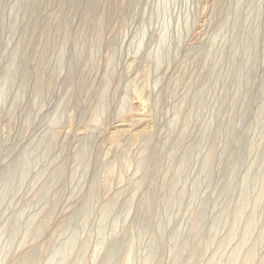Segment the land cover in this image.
I'll return each mask as SVG.
<instances>
[{"label": "rangeland", "instance_id": "374dc122", "mask_svg": "<svg viewBox=\"0 0 264 264\" xmlns=\"http://www.w3.org/2000/svg\"><path fill=\"white\" fill-rule=\"evenodd\" d=\"M263 79L264 0H0V264H260L264 113L254 118ZM225 97L238 105L222 118ZM244 138L249 149L230 177ZM140 149L155 166L140 167ZM247 172V202L229 234ZM229 182L233 198L220 195ZM124 185L103 219L100 206ZM145 197L148 231L138 225ZM115 241L122 248L107 262Z\"/></svg>", "mask_w": 264, "mask_h": 264}, {"label": "bare ground", "instance_id": "6f19581e", "mask_svg": "<svg viewBox=\"0 0 264 264\" xmlns=\"http://www.w3.org/2000/svg\"><path fill=\"white\" fill-rule=\"evenodd\" d=\"M221 2L223 1V0H220ZM242 25H240V24H238L237 26H236V33L238 34L241 30H242ZM234 77L236 78V80L239 78V73L236 71L235 72V75H234ZM251 77L253 78V75L251 74ZM144 78V77H143ZM136 85V84H135ZM136 88H134V98H135V100H136V102H137V104H138V110H139V112L140 113H143V111L146 109V103L142 100L143 99V93H142V91L141 90H139V89H136ZM204 89V88H203ZM259 91L261 92V95H263V93H264V79L262 80V82L260 83V87H259ZM204 93V92H203ZM102 97H104V94H103V96ZM248 97H249V95H248ZM254 98V97H253ZM253 98H250L249 99V101L248 102H245V104L243 105V103L241 104V106H239V111H240V108H242V111L240 112L241 114V116H244V115H246L247 113H248V111L250 110V107H251V104H252V102H253ZM199 99H201V98H199ZM236 99H235V97H232L231 98V100H230V102L228 103V98L227 97H225L222 101H221V103H220V107H219V109H218V115L220 116H222V118L225 116V112L227 111V109H228V105L230 104V103H232V107L231 108H233L234 106H235V108H236V105H238L237 104V102L235 101ZM105 103L106 102H104L103 100H102V98L100 97V105L103 107V106H105ZM230 108V109H231ZM199 110V109H198ZM233 110H234V108H233ZM177 113V112H176ZM262 113H264V99H262L261 101H260V103H259V106H258V108H257V111H256V117L254 118V121L255 122H257L258 124H259V122H260V117L263 115ZM236 114V113H235ZM239 114V113H238ZM233 115H234V111H233ZM246 117V116H245ZM263 119V118H262ZM261 122H262V120H261ZM226 124H228V123H225V121H223V119L221 120V121H219V123H218V130H217V133L215 134V137H217V136H219L220 135V131H222V127H226ZM256 125V124H255ZM261 128V127H260ZM219 132V133H218ZM221 134H222V132H221ZM52 138V137H51ZM220 138V137H219ZM221 139V138H220ZM149 141H150V139L147 141V143H149ZM179 139L177 140V142L173 145V147H172V149H171V155L172 154H174L175 153V150H176V147L179 145ZM53 142V141H52ZM240 144H239V146L235 149V151H233V153H234V157H235V163H234V166H233V168H232V170L230 171V173H229V175H230V177H232V176H234V175H236L235 173H236V171H237V169H239L241 166H242V164H243V155H244V152H246L248 149L247 148H245V144H246V139L244 138V139H241L240 140ZM144 143H145V141H144ZM143 143V144H144ZM86 145V144H85ZM142 148V147H141ZM142 149H140V151H141ZM86 146H80L79 147V150H78V154L76 155L77 157H79L78 159H80L82 162H83V160H84V158H85V155H86ZM259 151H260V156H261V158H262V160H264V145L259 149ZM146 152V151H145ZM143 150H142V155H141V157H140V167L141 168H143L144 166H148V167H153V166H155L156 165V157L153 159V158H149L147 155H146V153H145ZM214 152H215V149H214V147H210L209 148V153L207 154V156H206V159L204 160V162H203V165H202V169H203V171H205V170H209V173L207 172V178H208V180L209 181H211V174H210V172H211V170H210V164H211V162L213 161V157H214ZM87 159V158H86ZM81 162V163H82ZM183 162H186V160H184ZM188 162V161H187ZM85 164H86V162H85ZM127 169H129V168H127ZM261 175V174H260ZM259 177V176H258ZM206 178V179H207ZM260 179H262V182H261V187H260V189H261V193L263 192L262 190L264 189V174L262 175V176H260ZM106 180H108V179H106ZM121 181V180H120ZM209 181H208V183H209ZM252 181V178L250 177V173L249 172H247L246 173V175H244V178H243V181L240 183V196H239V200H238V203H237V206H236V208H235V210H234V212H233V214H234V216H233V218H234V220H233V224L232 225H230L231 227H230V232H229V234H233V232H235L236 231V229H237V227H238V223L240 222V220H241V217H242V214H243V206L246 204V202H247V194H246V187L248 186V184L250 183ZM107 182V181H106ZM122 182V181H121ZM120 182V183H121ZM256 182V181H255ZM118 183H119V181H118ZM259 186H260V183H258V182H256ZM126 185V184H125ZM124 185V187H118L117 188V190H116V193L114 192V195H112V196H110L109 198H107V200H106V202L102 205V206H100L101 207V215H102V217H103V219H105L106 217H108L109 215H110V212L112 211V209L114 208V207H116V205H118L119 204V202H120V200H121V197H123V194L125 193V189H126V186ZM93 186H94V182H93ZM92 186V187H93ZM238 185H233L231 182H229L228 183V185L225 187V188H220V195H224L226 198H229V197H232V195H233V192H234V189H235V187H237ZM91 196V195H90ZM91 197H86L85 199H84V202H83V204L80 206V210L78 211L79 212V214L81 215V216H83V217H85V215H88V212L90 211V208H91V199H90ZM233 198V197H232ZM123 199V198H122ZM124 202L123 203H120L121 205H120V208H122L123 210H122V212H124V211H128L129 210V206H130V201H129V199H128V197L127 198H125V196H124ZM228 200H231V199H228ZM232 201V200H231ZM208 202H209V200H208ZM207 202V203H208ZM231 203V202H230ZM149 206V202H148V199L145 197L143 200H142V203H141V215H140V218H139V221H138V225H139V227L140 228H142V229H144V230H146V231H148V217H149V214H150V211L147 209V207ZM225 206V205H224ZM223 206V207H224ZM119 210V209H118ZM117 210V211H118ZM221 211H222V213L221 214H224V213H228V216H229V214L231 213V211H230V209L228 208V207H224L223 208V210L221 209ZM219 214H220V212H219ZM227 215V214H226ZM217 216H219V215H217ZM215 217V218H213V220H212V222H214V226H215V224H218L217 225V227L219 226V225H221L220 223L222 222V217ZM101 217V218H102ZM194 223H195V219L194 218H192V229L191 230H194ZM255 225V219H254V216L253 215H249V217L247 218V221H246V223L244 224V233H243V240H245L250 234H251V232H252V230H253V226ZM213 226V225H212ZM263 227V226H262ZM213 229V228H212ZM262 233H263V228H262ZM72 237V236H71ZM70 238V237H69ZM104 239H102V237L100 238V240H98L99 241V246H103V243H104V241H103ZM115 242H117V246L115 245L116 243ZM115 242H112L111 243V245L108 247V259L107 258H105V261L107 260V262H109L110 261V259H112V257H114V256H116V254L120 251V248H122V246L119 244V242L118 241H115ZM72 243L74 244V241H73V238L72 239H69V240H67V241H65L58 249H57V251H56V253L55 254H61V253H63L64 251H65V249L67 248V247H69L70 245H72ZM185 244H188V241H185L184 242ZM86 245L83 243V245L82 246H80L81 248H80V252H79V254H80V258H79V260H81L82 258H83V256L85 255V250H84V247H85ZM151 247H150V252H151V254H150V256L151 257H153L154 256V254H153V250H154V248H153V245L151 244L150 245ZM103 248V247H102ZM70 249V248H69ZM129 249H130V245H128L127 247H126V251H125V258H124V260H123V263H125L126 262V260H127V253H128V251H129ZM67 250V249H66ZM250 253V252H249ZM248 253V254H249ZM54 255V254H53ZM127 255V256H126ZM64 257V256H63ZM61 259V258H60ZM63 259V258H62ZM51 261V260H50ZM49 261V262H50ZM248 261H249V259L247 258V261H246V263H248ZM14 264H17V262L16 263H14ZM260 264H264V259L262 260V262L260 263Z\"/></svg>", "mask_w": 264, "mask_h": 264}]
</instances>
